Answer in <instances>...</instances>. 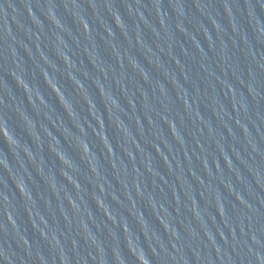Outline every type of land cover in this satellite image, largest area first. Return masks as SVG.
I'll return each instance as SVG.
<instances>
[{"label": "water", "instance_id": "1", "mask_svg": "<svg viewBox=\"0 0 264 264\" xmlns=\"http://www.w3.org/2000/svg\"><path fill=\"white\" fill-rule=\"evenodd\" d=\"M0 264H264V0H0Z\"/></svg>", "mask_w": 264, "mask_h": 264}]
</instances>
